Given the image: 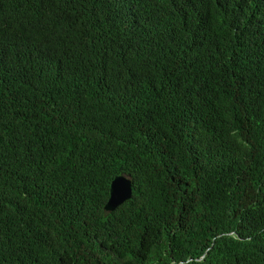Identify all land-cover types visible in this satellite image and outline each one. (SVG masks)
<instances>
[{
	"label": "trees",
	"instance_id": "obj_1",
	"mask_svg": "<svg viewBox=\"0 0 264 264\" xmlns=\"http://www.w3.org/2000/svg\"><path fill=\"white\" fill-rule=\"evenodd\" d=\"M0 264H264V0H0Z\"/></svg>",
	"mask_w": 264,
	"mask_h": 264
},
{
	"label": "water",
	"instance_id": "obj_2",
	"mask_svg": "<svg viewBox=\"0 0 264 264\" xmlns=\"http://www.w3.org/2000/svg\"><path fill=\"white\" fill-rule=\"evenodd\" d=\"M132 197V183L129 177L117 176L110 183L109 198L104 205L105 213H112Z\"/></svg>",
	"mask_w": 264,
	"mask_h": 264
}]
</instances>
